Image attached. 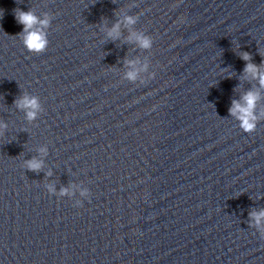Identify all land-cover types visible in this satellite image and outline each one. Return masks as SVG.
Returning a JSON list of instances; mask_svg holds the SVG:
<instances>
[{
	"label": "water",
	"instance_id": "obj_1",
	"mask_svg": "<svg viewBox=\"0 0 264 264\" xmlns=\"http://www.w3.org/2000/svg\"><path fill=\"white\" fill-rule=\"evenodd\" d=\"M17 11L49 18L43 52ZM246 63L264 0H0V264H264V117L229 114L250 91L264 112Z\"/></svg>",
	"mask_w": 264,
	"mask_h": 264
},
{
	"label": "clouds",
	"instance_id": "obj_2",
	"mask_svg": "<svg viewBox=\"0 0 264 264\" xmlns=\"http://www.w3.org/2000/svg\"><path fill=\"white\" fill-rule=\"evenodd\" d=\"M15 18L17 22L23 26L22 40L24 47L33 53L43 52L47 46L45 29L49 27V18L45 16L43 19H40L31 11H17ZM126 23L129 25L134 24L135 19L126 18ZM118 29L119 24L114 26L113 29L109 31L108 35L110 37L118 36ZM136 39L141 48L148 50L152 47L150 39L141 36H138ZM242 59L247 62L250 57L247 54H244ZM146 67L147 66H145V69ZM244 72L254 79H257L260 86L264 87V71H261L256 65L246 63ZM128 78L135 80L136 73H129ZM260 99L261 97L258 92L250 91L242 97L241 101H233L232 107L229 109V114L241 122L244 130H248L249 132L255 131L257 123L262 117H264V112H261L259 115L256 114V106ZM18 107L27 110V118L32 120L35 118L39 106L35 98H29L26 96L18 102ZM28 167L31 170H38L41 167V164L34 160L29 163ZM251 218L254 221L255 226L260 229L261 236L264 237V211L252 213Z\"/></svg>",
	"mask_w": 264,
	"mask_h": 264
}]
</instances>
